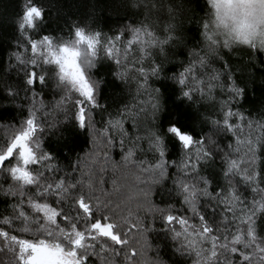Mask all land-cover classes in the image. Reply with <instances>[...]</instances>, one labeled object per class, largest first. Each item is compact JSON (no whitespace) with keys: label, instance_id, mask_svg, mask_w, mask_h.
Masks as SVG:
<instances>
[{"label":"snow or ice","instance_id":"1","mask_svg":"<svg viewBox=\"0 0 264 264\" xmlns=\"http://www.w3.org/2000/svg\"><path fill=\"white\" fill-rule=\"evenodd\" d=\"M205 3L214 16L201 24L205 47L193 52L187 66L171 79L178 88L180 103L191 104L201 98L216 104L218 88L229 93L216 108L219 117L210 119V123L215 125L216 131L232 137L228 145L231 151L223 160V176L228 181L239 177L248 188L251 200L235 189L227 195L223 189L218 190L215 195L225 215L221 218L222 226L214 227L198 213L196 204L200 196L212 195L209 180L201 177L199 185L181 181L179 187L186 211L190 209L199 223L173 214H166L164 219L168 225L175 223L182 229L171 231L173 238L184 237L183 250L191 257L189 264H264V180L260 171L264 164V116L253 120L250 114L241 113L233 106L234 101L246 94V89L239 83L237 70L224 59L225 54L245 49L253 70L259 67L264 71V0H205ZM45 15L37 0H26L16 24L17 31L26 36L27 47L18 44L11 58L16 61L14 67L23 73L26 95H34L31 106L23 113V120L13 122L16 129L11 138H5L0 144V172L5 174L0 180V195L12 197L11 215L0 216V241L3 242L0 252H11L15 264H120V257L130 242L129 233L138 229L139 222L129 224L131 210L127 217L120 215L121 204H113L111 199L102 200L93 182L84 176L58 174L50 179L49 173L54 169L47 164L41 167L43 162L54 158L41 150V134L45 131L41 116L49 106L37 101L43 100V86L54 78L59 98L52 109H63L71 99L75 108L73 123L76 128L87 131L95 125L93 111L101 107L98 100L101 81L94 79L102 66L98 63L100 54L121 67H126L125 59L133 56L134 63L133 60L129 63L135 67L142 60L163 52L176 41L177 35L170 27L161 39L145 20L141 26L115 37L102 38L99 32L76 26L70 38L45 34L32 39L29 30L38 29ZM121 41H125L123 50L117 47ZM149 67L150 75L158 77L160 68L151 63ZM136 70L142 78L137 81L138 86L144 88L149 74L142 66ZM222 70L228 73L224 77L227 84L221 82ZM243 71L240 69L241 73ZM116 76L121 83L131 80L124 72ZM157 92L159 89L154 90ZM19 95L18 91L7 89L6 97ZM0 106L6 105L0 102ZM161 107L160 97L153 94L149 101L151 111L141 104L136 113H146L150 124L146 141L149 151L157 154V163L145 166L136 159L142 150L138 144L141 138L136 137L134 141L128 135L127 108L118 113L119 118L109 117L107 127L97 135L103 138L104 144L119 146L123 163L140 167L142 172L154 173L159 178L167 175L170 165L164 158L169 142L188 152L195 151L196 156H190L183 165L184 169L195 170L192 159L213 156L212 150L205 147L208 141L176 121L161 128L156 123ZM101 160H107L106 152L96 156L97 164ZM174 166L172 162L171 167ZM112 167L115 171L119 165ZM78 168L77 164L68 171L72 173ZM136 179L140 180V176ZM101 183L106 185L107 181ZM82 187L88 191H82ZM132 199L134 196L129 197ZM136 255L134 249L129 253L130 257Z\"/></svg>","mask_w":264,"mask_h":264},{"label":"trees","instance_id":"2","mask_svg":"<svg viewBox=\"0 0 264 264\" xmlns=\"http://www.w3.org/2000/svg\"><path fill=\"white\" fill-rule=\"evenodd\" d=\"M26 0H0V102L6 106H0V144L5 138L10 139L16 129L15 121L23 120V113L31 104L34 93L26 95L23 73L14 67L15 59L12 52L19 44L27 47L26 36L17 31L18 15L22 10V4ZM45 10V20L35 31L29 30L32 39L48 34L61 39L70 38L71 30L76 27H84L89 32H99L102 38L115 37L118 33H126L133 27H139L147 20L153 30L160 35L167 33L171 27L175 29L177 39L174 43L165 47L163 52L142 60L133 67V56L125 59L126 67L117 65L101 53L99 64L102 65L94 79L101 81L98 100L101 107L93 111L94 127L87 131L75 127L72 114L75 108L71 99L63 109H52L53 103L59 98L55 79L43 86V100L37 101L49 106L41 120L44 121L45 131L41 134L42 151L50 153L54 158L42 163L51 166L54 171L49 173L50 179L58 174L65 176L75 175L77 178L84 176L93 182L96 194L102 200L111 199L113 204H121L120 215L129 216V224L139 222L138 229L129 233V245L120 257V264H189L191 257L183 250L184 237L173 238L171 229L182 231L178 224L168 225L164 216L173 214L183 216L197 224L199 221L187 205L183 203V195L179 183L200 184V178L209 180V192L211 196H200L197 199V211L207 218L208 223L222 226L221 218L225 215L222 206L217 202L215 193L223 189L227 195L235 189L242 196L251 200V194L244 182L239 177H233L228 181L223 176L225 164L223 160L231 149L228 145L232 142L231 134L216 131L215 125L210 119L219 117L216 108L219 102L229 96L226 91L219 88L215 92L216 104L197 98L194 103H180L177 99L178 88L174 85L172 77L176 76L186 67L192 59V53L205 47L202 43L201 24L214 19L211 10L206 6L205 0H37ZM150 9V10H149ZM125 41L117 43V47L123 50ZM181 53H185L181 54ZM30 53H26L29 55ZM135 55V54H133ZM249 53L245 49L236 50L225 54L224 59L237 70L239 83L246 89V94L233 102V106L241 113L250 114L253 120L264 116V71L259 67L253 70L248 62ZM133 60V63H129ZM160 68L159 76L150 75L149 64ZM259 63V61H257ZM143 67L149 74L144 88L138 86L141 75L136 70ZM216 67L219 68V62ZM240 69H244L241 73ZM124 72L126 78H131L127 83H121L116 73ZM228 73L222 70L223 84ZM11 88L20 93L19 96L6 97L7 89ZM159 92L154 93V90ZM160 97L161 111L158 113L156 123L161 128H166L176 121L184 127L200 134L208 141L205 147L213 152L208 159H192L196 165L195 170L184 169L183 165L189 157H195L196 153L188 152L174 142H169L165 160L170 167L164 178L155 176L154 173L142 172L140 167L125 165L120 155L119 146L104 144L103 138L97 135L107 127L109 117H118V113L128 109L125 115V128L129 137L134 141L136 137L139 147L137 160L143 161L145 166L158 162L157 154L149 151L146 141V133L150 124L146 119V113L136 115L141 104L150 112L149 101L152 95ZM75 99V96H72ZM129 145L126 143L125 147ZM107 153V160L96 162V156ZM172 162L175 166L171 167ZM79 165L74 172L68 169ZM119 167L114 171L112 165ZM107 165V166H105ZM103 169V171H102ZM261 179L264 180V164L261 165ZM137 175L140 180H137ZM5 174L0 172V180ZM107 181V184L101 183ZM159 182H156V181ZM229 183L231 188H229ZM103 190V194L102 193ZM82 191H88L82 187ZM130 196L134 199L129 200ZM12 197L0 195V216L11 215ZM238 210V209H237ZM123 223V220H121ZM125 230H127L125 228ZM264 234V232H262ZM3 242L0 241V244ZM137 252L135 257H130L132 250ZM0 264H15L11 252H0ZM99 264V262H98Z\"/></svg>","mask_w":264,"mask_h":264}]
</instances>
